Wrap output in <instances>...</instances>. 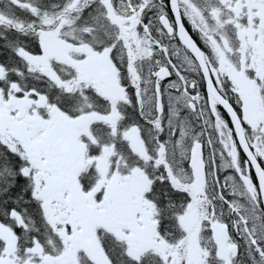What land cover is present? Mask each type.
Returning a JSON list of instances; mask_svg holds the SVG:
<instances>
[{
	"label": "snow or ice",
	"instance_id": "obj_1",
	"mask_svg": "<svg viewBox=\"0 0 264 264\" xmlns=\"http://www.w3.org/2000/svg\"><path fill=\"white\" fill-rule=\"evenodd\" d=\"M0 264H264V0H0Z\"/></svg>",
	"mask_w": 264,
	"mask_h": 264
}]
</instances>
